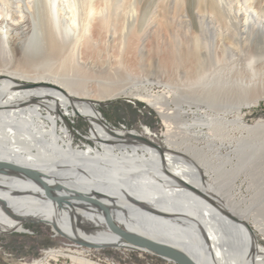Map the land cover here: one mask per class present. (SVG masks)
<instances>
[{
	"label": "bare ground",
	"instance_id": "bare-ground-1",
	"mask_svg": "<svg viewBox=\"0 0 264 264\" xmlns=\"http://www.w3.org/2000/svg\"><path fill=\"white\" fill-rule=\"evenodd\" d=\"M98 5L107 8L109 0H0V234L25 233L24 225L36 222L57 235L70 236L69 227L100 247L127 248L115 231H133L171 245L195 264H264V249L245 225L249 211L237 200L238 174L226 179L208 157L223 148L209 133L227 120L195 104L183 108L136 94L163 121L166 145L160 146L146 134L111 128L91 100L166 85L144 78L120 90L97 72L92 95L65 74L84 68L80 41ZM154 5L165 30L170 8L189 19L184 26L190 32L181 27V40L175 34L160 52L171 72L196 77L227 62L243 94L253 84L264 62V0H146L145 18ZM99 24L104 28L107 19ZM86 44L94 50L87 38ZM234 110L231 123L242 128ZM69 113L89 125L83 149L73 147ZM60 122L66 126L61 134ZM246 130L264 135V122ZM65 256L72 264H93Z\"/></svg>",
	"mask_w": 264,
	"mask_h": 264
},
{
	"label": "rangeland",
	"instance_id": "rangeland-1",
	"mask_svg": "<svg viewBox=\"0 0 264 264\" xmlns=\"http://www.w3.org/2000/svg\"><path fill=\"white\" fill-rule=\"evenodd\" d=\"M145 2L146 0H109L107 8L98 5V14L90 20L80 41L78 61L84 68L79 72L66 70L65 74L71 81L80 84V87L84 85L92 95L97 92L94 85L97 72L102 73L103 80L113 83L120 90L144 78L158 80L162 85H166L167 89L152 86L130 90V94L105 102H97L100 100L95 97L91 100L95 101L96 108L111 128L126 130L136 135L146 134L160 146L166 145L163 121L146 103L135 98L136 94L157 95L164 97L166 101H178L183 108L188 103L195 104L200 112L217 114L227 120L228 124L216 125L212 133H209L214 135L212 138L216 145L223 142V148L219 150V154L208 153V157L213 166L220 168V175L224 174L226 179L238 174L235 182L238 188L237 200L241 203V209L249 211L245 225L252 230L256 244L264 249V135L246 130L257 122H264V62L258 76L244 94L239 84L240 76H237V72L231 69L227 62L215 64L205 74L196 77L183 72H171L165 67L164 56L160 52L164 44H170L172 36L176 34L175 37L181 40L186 31L190 32L191 27L187 26V29L184 26L189 24L185 23V18L188 17L186 15L182 20L179 16L181 25L174 9L170 8L171 26L169 31L165 30L161 27L160 16L158 17L160 8L154 5L145 18ZM102 17L107 19L104 28L99 24ZM181 27L185 29L182 30ZM181 30H185L184 34ZM86 38L94 50L87 49L89 44H86ZM261 56L264 60V53ZM58 69L56 65H48V70L52 72H60ZM254 92L255 95L252 94ZM241 94L243 99H239ZM236 107L239 108L242 128L231 123L235 118ZM76 118L72 113L67 115L70 130L76 136L73 147L83 149V139L90 136L89 125L83 119ZM59 125L57 131L61 134L66 126L62 122ZM237 146H241L239 149L243 150L232 154V150ZM253 149L255 154L253 153V158L250 159L247 155L251 151L254 152ZM239 164H242V167ZM64 230L71 235H57L51 226L33 222L24 225L25 233H1L0 264H72L66 254L84 258L93 264H172L129 249H83L68 239L96 247L101 244L69 227Z\"/></svg>",
	"mask_w": 264,
	"mask_h": 264
},
{
	"label": "water",
	"instance_id": "water-1",
	"mask_svg": "<svg viewBox=\"0 0 264 264\" xmlns=\"http://www.w3.org/2000/svg\"><path fill=\"white\" fill-rule=\"evenodd\" d=\"M128 233L129 235H125L120 233V231H115V234L118 235L126 245L130 246L127 248H119L143 252L172 264H195L188 256L175 249L171 245H168L161 241L147 239L146 237L140 236L133 231H130ZM68 241L72 242V244L77 247L88 250H100L103 248H110L105 246L96 247L94 245H88L74 239H68Z\"/></svg>",
	"mask_w": 264,
	"mask_h": 264
}]
</instances>
